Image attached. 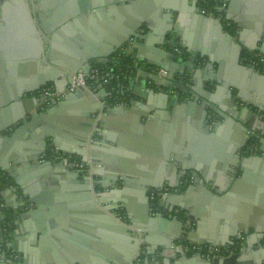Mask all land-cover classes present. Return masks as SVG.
<instances>
[{
    "label": "crops",
    "instance_id": "obj_1",
    "mask_svg": "<svg viewBox=\"0 0 264 264\" xmlns=\"http://www.w3.org/2000/svg\"><path fill=\"white\" fill-rule=\"evenodd\" d=\"M6 1L9 0H0V8ZM30 1L35 10L36 7L39 9V11L36 10V14L41 11L45 12L43 8L46 2L48 11H50L47 16L54 15V0ZM192 1L180 4L181 10L175 15H170L169 20L164 16L163 7L152 9L149 12L150 14L155 13L150 33L152 45L146 49L144 57H148L149 60L156 57L158 53L154 47L155 43L163 40L166 27L171 23L176 31L167 39L165 48L174 53L176 57H182L175 53L172 43H177V48L185 51L183 58L186 60L189 52L208 53L213 59V66L206 72L197 68L198 81H203L206 76L210 75L219 78L223 88L220 101L231 100L241 111L239 113L244 111L239 118L246 122V126L250 124L260 131L257 132L255 129L246 131L236 123L237 121L233 120L221 122L217 130L203 129L204 126L200 124L196 111L190 107L189 96L179 95L175 90L162 88L146 76L137 77L135 80L130 77L126 86L128 90L131 89V92L135 93L132 96L135 100L134 105L122 103L123 106L120 108H113L109 111L104 109L103 120L99 123L100 129L91 137L93 152L89 154V160H92V155H94L95 160L93 159L92 162L96 165L93 180L108 183L115 171L125 169L127 166L131 173L145 180H154L157 183L162 181L164 182L162 188H179L180 191L177 193L185 194L191 182L189 181L186 185L180 184V186L178 183L182 181L181 176L184 169H189L193 165L198 166V174H204L208 178L204 185L210 191L225 193L233 180L230 169H235L237 164L240 165L244 172L246 171V177L240 182L238 195H235L236 199L227 198L224 202L221 200L223 197L221 195L216 196L217 203L213 206L206 205L207 203L200 206L188 204L195 212L193 211L194 214L186 219L184 217L187 211L180 205L175 204V210L172 213L167 206H163L166 216L173 214L184 220L186 233L179 231L180 226L173 218L165 225L158 223L156 227L149 222V219L143 220L144 205L140 202V197L135 195L138 186L130 187V191L135 194L128 199L129 211L125 207H121L120 210L121 212L123 210L127 216L125 221L145 229L146 238L141 261H136V258L133 260L134 263L203 264L204 262L192 259L184 262L183 253L179 252L181 248L178 244L179 240L184 237L193 244H206L210 243L209 240L217 239L218 246H228L222 243L227 241L232 229L235 228L232 223L227 224L220 213L229 211L235 214L236 224H243L248 228L246 239L252 241L248 245L244 240V244L240 247L242 252L235 255L237 258L233 256L235 252L231 251V247H227L228 249L220 255V258L223 262L232 261L220 264H252L253 261L264 260V239L257 240L253 228L256 226L264 229V158L254 155L255 153L248 154L249 152L247 153L243 146L248 142L252 133L264 135V77L252 75L249 72L246 66L249 64L242 55L241 47H244L246 51H255L264 55V25L258 26L253 18L264 14V0H234L233 4L231 0H227L224 21H222L225 24L224 31L211 17L214 16L220 21L216 13L204 14L201 6L195 10L190 5ZM118 5L109 2L98 13L90 10L84 13V16L77 18L76 23L74 17L69 18V21H73L76 30H80L79 25L83 26L84 48L105 51L108 48L105 42L112 37V31L117 27H122L124 17H133L138 10L134 5L128 9L126 6L120 9ZM110 8L113 10L108 13ZM10 12L12 15L9 14L8 18L17 17V10L11 9ZM0 21L2 25L6 24L3 18ZM234 32L237 33L235 39H228L227 33L233 34ZM55 33L56 35L61 34L62 37L70 36L69 41L76 42L75 38H72L74 32L66 35L61 25L52 28L49 36ZM172 37H174L173 42ZM67 41L66 39L55 41L52 38L51 42L55 50L51 47L50 53L55 51L56 56L67 54L66 51L70 50L66 44ZM253 47L255 50H252ZM242 62L246 65H242ZM155 70L161 76L167 75L163 68H155ZM33 74L34 70L28 76ZM19 76L24 77L25 75L18 72L10 75L12 78H19ZM2 77L7 76L2 74ZM104 87L107 93H110L106 84ZM98 91L101 97H107L99 85ZM3 100L6 104L4 89L0 84V101ZM246 108L251 110L248 115ZM254 112L257 113L256 116ZM143 113L147 115L145 118H142ZM27 136L32 138L30 132H23L18 141L24 144ZM48 142L49 147L57 150L51 140ZM190 146L194 148L193 153L188 151ZM36 148V151L39 150V145ZM166 148L175 157L171 160L173 166L171 169L168 168L165 158L160 155ZM40 151H43V146ZM27 153L33 154L30 151ZM258 154L264 156L263 152ZM36 166L38 167L29 166L19 173L25 186L40 202L41 212L33 217L25 216L24 213L34 208L35 203L20 207L19 212L11 211L14 217L13 234L5 241L3 230L1 232L0 229V264L12 261L11 258L15 254L19 255L18 263L21 264L24 262L27 264H92V262L105 264L103 262H105L106 255L113 254L112 248L117 247L114 242L107 241L104 233L100 232L99 236L94 237L91 232V230L105 229L106 223L94 216L99 213L85 203L84 196L81 192H77L73 184L61 182L54 169ZM0 172L3 171L0 169ZM114 187H107L105 190L107 205L121 204V197L113 193ZM98 188V191H104L100 184ZM8 199L14 204H19L18 201H21L14 194H9ZM1 205L5 207L4 199H1ZM177 209L179 214L175 213ZM214 209L217 215H214ZM230 210H236V212ZM150 214L155 215L156 213L151 210ZM170 238H173V242H177L179 246L175 248L173 245H163L164 241ZM11 239L16 242L17 249L7 245ZM105 243L114 247H106ZM5 256L6 258L3 259ZM189 256L194 255L188 254ZM91 257H94L93 261ZM99 258L102 261L98 262Z\"/></svg>",
    "mask_w": 264,
    "mask_h": 264
},
{
    "label": "water",
    "instance_id": "obj_2",
    "mask_svg": "<svg viewBox=\"0 0 264 264\" xmlns=\"http://www.w3.org/2000/svg\"><path fill=\"white\" fill-rule=\"evenodd\" d=\"M233 1L231 0V4H233ZM109 2L119 4L118 8L120 9H123L124 6L128 9L134 5L138 10L133 17H124L122 27H117L112 31V37L105 42L108 45L105 51L101 52L89 47L84 48L83 26L79 25L81 27L79 28L80 30H76L73 26V21H69V18L74 17L76 23L77 18L84 16V13L90 10L98 13ZM186 2H190V0H54V15L50 17L47 16L50 11H48L46 2H44L46 6L43 8L45 12L41 11L37 14L36 10L38 8L36 7L35 10L30 0H9L0 8V19L3 18L6 21L5 25H2L0 21V84L3 86L6 102L5 104L4 100L0 101V169L7 178L4 179L0 176L1 232L4 222L13 216L11 211H14V213L19 212L20 207L35 203L34 208L24 213L25 216L33 217L41 212L40 202L34 198L32 192L25 186L19 173L22 169L24 170L29 166L38 167L36 165L42 168L50 167V169H54L61 182L73 184L77 192H81V195L84 196L85 203L99 213V215L94 216L99 217L106 223L105 229L91 230L94 237L104 233L107 241L114 242L117 247L112 248L113 254L106 255V258H104L105 262H103L105 264H137L133 261L140 254L141 249L137 233L122 218H117L116 216L118 215H114V211H120L121 207H125L129 211L128 199L135 194L130 191L131 186H138V191L135 195L140 197V202L144 205L143 220L149 219V222L156 227L158 223L165 225L173 218L177 225L180 226L178 227L179 231L181 233L187 232L184 228V220L179 219L176 215L166 216L162 212H157L155 215L150 214L149 194L152 190L151 188H162L164 182L160 181V183H157L154 180H145L143 177L131 173V170L126 166L125 169L115 171L110 182L105 183L93 180V177H89L84 171L76 172L66 168L60 162L43 161L41 159L42 154L48 151V141L51 140L52 145L57 150L79 156L83 160H89V154L93 152L91 149V137H93L92 128L95 124L96 116L101 113L102 121L106 109L109 111L113 108H120L123 106L121 105L122 103L134 105L133 101L135 100L132 99V96L135 93L131 92V89L128 90L126 86L130 77L135 80L137 77L146 76L162 88L175 90L179 95L185 94L189 96L191 99L190 107L196 111L200 124L204 126L202 127L203 129L217 130L222 124L221 122L233 120L237 121L236 123L246 129V131H253L254 129L257 132L260 131V129L253 128L250 124L246 126V122L239 118V115H243L244 111L239 113L241 111L236 108L235 103L231 100L220 101V93L223 88L219 78L210 75L206 76L203 81H198L196 69L200 68V70L206 72L213 66V59L208 53L195 54L189 52L186 60L183 57H176L174 53L165 48L167 39L176 31L171 23L166 27V32L162 37L163 40L155 43L154 47L158 53L156 57L152 60L144 57L146 49L152 45L150 33L153 28L155 13L150 14L149 12L152 9L163 7L164 16L169 20L171 19L170 15H175L176 12L181 10L180 4L183 5ZM190 5L195 10L199 8L198 0H193ZM11 9L18 11L16 18H8L9 14L12 15ZM112 10L110 8L108 13ZM211 17L224 31L225 24L222 21H218L216 17ZM253 18L258 26L264 25V14L261 17L254 16ZM57 25H61V28L63 27L66 35H71L74 32L73 36L77 35V37L72 36V38H75L76 42L72 43L69 41L71 40L70 36L62 37L61 34L56 35V33L53 36H49L50 30ZM144 29L145 31L143 32ZM234 33H227L228 39H235L237 33ZM52 38L55 41L68 40L66 44L70 50H65L67 54L56 56L55 51L50 53L49 49L51 47L55 50L51 42ZM173 40L174 37H172V42ZM235 42L237 43V39ZM172 44L177 47V43L174 42ZM241 48L244 57L249 51H246L244 47ZM252 50H255L254 47ZM122 57L126 59L123 67L127 72L121 87L122 94L127 95L125 101L109 105L106 102V97H101L99 91L96 95L82 89L65 92L67 84L72 82L73 75L78 71H85L91 77V71L96 65L120 64L122 63ZM242 65L246 64L242 62ZM246 66L252 75L256 74L264 77V74H261L253 67ZM155 68L165 69L167 75L161 76ZM32 70H34V74L28 76ZM15 72L25 76H19V78L10 77ZM2 74H6L7 77H2ZM103 78L101 77L100 79L103 80ZM49 84L54 85L56 90L61 93L58 98L50 99L48 96L40 94L41 89ZM99 87H101L102 92L107 94L106 96L110 94L107 93L104 82H99ZM246 111L248 115L251 110L246 108ZM69 112L73 113L70 114ZM256 115L257 113L254 112V116ZM146 116L145 113L142 114V118ZM23 132H30L32 135V138L27 136L24 144L18 141L19 136ZM260 134L256 135L258 146L253 152H251V147L248 148L247 142L243 148L247 153L249 152L248 154L255 153L254 155L264 158V156L258 154L264 153V135ZM122 142L125 143L123 140ZM40 144H43V151H40L42 147ZM37 145L40 148L36 151ZM193 149L190 146L188 151L193 153ZM28 151L33 152V154H28ZM160 155L165 158L168 168L171 169L173 167L171 160L175 158L174 155L167 148ZM92 156L95 157L94 155ZM93 157L91 158L92 160L94 159ZM102 159L105 160V158ZM235 167V169H230L233 180L225 193L210 191L204 185L208 178L204 174L200 175L197 173V170H199L198 166L192 165L189 168L191 171L185 168L181 176L182 183L179 181L178 185H186L190 181L191 184L187 191L185 194L172 193L162 201V205L167 206L171 213L175 208V204L180 205L187 211L184 217L186 219L194 214V209L188 204L200 206L207 203L206 205L213 206L214 203H217L216 196L221 195L223 196L221 200L224 202L227 198L229 200L236 199L235 195H238L237 191L240 182L246 177V171L244 172V169L238 164ZM99 184L104 191H98ZM113 186H115L113 193L121 197V204L107 205L108 201L105 197L107 193L105 190L107 187ZM9 194H14L17 198H20L21 201H18L20 203L14 204L9 201ZM1 199L5 200V207L1 205ZM50 209L52 210V207ZM230 211L236 212V210ZM213 212L214 215H217L215 209ZM220 215L226 220L227 224L232 223L235 228L232 229L230 237L226 239L227 241L222 244L228 245L226 247L238 245L231 250L235 252L233 256L236 257L235 255H239L242 252L240 247L244 244V240L248 245L252 241L251 239H246L248 228L243 224H236L235 214L229 211H224ZM253 228L255 236H257L256 239H264V229L256 226H253ZM142 232L144 234L145 229L142 228ZM108 237L113 239L111 240ZM209 241L214 246L219 245L217 239ZM173 243V238H170V240L164 241L163 245L172 246ZM7 245L17 249L16 242L12 239ZM105 245L106 247H114L111 244L105 243ZM179 252L182 253L183 249L180 248ZM183 255L184 262L188 259L204 262L203 264H220L232 261L223 262L220 256L208 260L201 254L189 257L186 253H183ZM5 258L6 256L3 259ZM91 259L93 261L94 257H91ZM100 260L101 258H99L98 262ZM263 261H253L252 264H264ZM6 264H14V262L10 260L6 261ZM23 264L27 263L24 262ZM92 264L97 263L92 262Z\"/></svg>",
    "mask_w": 264,
    "mask_h": 264
},
{
    "label": "built area",
    "instance_id": "obj_3",
    "mask_svg": "<svg viewBox=\"0 0 264 264\" xmlns=\"http://www.w3.org/2000/svg\"><path fill=\"white\" fill-rule=\"evenodd\" d=\"M215 2L218 5L219 12L216 13V16L219 17L220 21H224V11L227 7V0H215ZM202 13L204 14H211L212 12L206 7H200ZM180 52L181 50H177ZM246 62L250 64L255 70L261 71L264 73V58L261 55H254L251 57H248L246 59ZM164 71V70H162ZM91 76L93 77H104L103 81L105 83H109L110 80L116 79L119 81L120 75H115L113 73H109L106 71H99L97 68H93L91 71ZM77 89L87 90L90 93L96 95L98 92V86H96L93 82H89V76L86 74L85 71H78L76 74L73 75V80L71 83H68L65 92H73ZM40 94L48 96L50 99L58 98V96L61 94L59 91L56 90L54 85L49 84L44 86ZM102 114L99 113V115L95 118V124L92 128L93 135L98 133L99 131V123L101 121ZM253 136V133L252 135ZM256 146H253L254 148ZM41 159L43 161H52V162H60L62 165H64L66 168L71 169L73 171H84L86 175L89 177H93L94 170H93V163L91 160H83L79 156H74L71 154L64 153L59 150H54L52 153L48 154L47 152L42 154ZM179 188H170V187H164L161 189H154L149 194L150 199V205L151 210L153 213H157L159 211H163V205L162 201L166 199L169 195L172 193L179 192ZM175 210V209H174ZM173 210V211H174ZM179 210L177 209L175 211L176 214H178ZM12 230V223L8 222L7 220L4 222L3 226V232L4 237L10 233ZM189 244H192V246H189ZM179 244L181 247H183L185 253L188 254V252H192V255L201 254L204 258L208 260H212L213 258L222 255L224 253V250L220 246H214L210 243L206 244H193L190 241H188L186 238H181L179 240ZM140 254H138L139 256ZM17 257V256H16Z\"/></svg>",
    "mask_w": 264,
    "mask_h": 264
},
{
    "label": "trees",
    "instance_id": "obj_4",
    "mask_svg": "<svg viewBox=\"0 0 264 264\" xmlns=\"http://www.w3.org/2000/svg\"><path fill=\"white\" fill-rule=\"evenodd\" d=\"M199 5L202 6V7H207L211 12L213 13H218L219 12V7L217 5V3L215 2V0H199ZM121 62L120 64H115V63H112L108 66H104V65H101V64H98L95 66V68H97L99 71H106V72H110V73H113L115 75H120V79L119 81L116 80V79H112L109 81V83H104L106 84L107 88H108V91L110 92V94L106 97V102L109 104V105H114L118 102H123L126 100V96L127 95H123L122 94V84H123V80H124V77L127 75V72L126 70L124 69L123 67V64L126 62V59L124 57L121 58ZM98 77H89V82H93L96 86L99 85V82H104L103 80L100 79ZM121 84V85H119ZM247 145H248V148H250L252 145L254 146H258V139L256 138V136H253L252 138H250L247 142ZM54 151L53 147H48V151L47 153L50 154ZM75 156V155H74ZM0 176L4 179H7L5 174L3 172H0ZM8 222H11L12 223V227H13V216L9 217L7 219ZM188 243V242H186ZM189 246H192V244H189ZM238 245H235L233 247H231V250L234 249L235 247H237ZM222 249L224 250H227L228 248H225V247H222ZM192 252H188V254H191Z\"/></svg>",
    "mask_w": 264,
    "mask_h": 264
},
{
    "label": "rangeland",
    "instance_id": "obj_5",
    "mask_svg": "<svg viewBox=\"0 0 264 264\" xmlns=\"http://www.w3.org/2000/svg\"><path fill=\"white\" fill-rule=\"evenodd\" d=\"M91 161H93V160H91ZM93 163V162H92ZM93 172H95V170H96V165L93 163ZM93 176H94V174H93ZM94 178V177H93ZM115 210V209H114ZM121 211V210H120ZM120 211H114L115 212V216L116 215H118V216H116L117 218L119 217V218H122L124 221L125 220H127V218H125V217H127L126 215H125V213L123 212V210H122V212H120ZM159 212H162L163 214H166V212H164V211H159ZM119 213H120V215H119ZM126 222V224L128 225V226H130L131 228H132V230L133 231H135L136 233H137V238L139 239V241H140V244H141V249H140V255L139 256H137V259H136V261H139L140 260V258H141V254H142V248H143V245H145L144 243H145V238H146V236H145V233L143 234V232H142V227H139V226H135V225H133V224H131V223H129V222H127V221H125ZM179 244V243H178ZM177 244V242L176 243H173V246L176 248V246L178 245ZM179 246V245H178ZM181 246V245H180ZM182 249H183V247H181ZM182 253H185V251H184V249H183V252ZM190 255H192V254H190ZM141 261V260H140ZM141 264V263H140Z\"/></svg>",
    "mask_w": 264,
    "mask_h": 264
},
{
    "label": "flooded vegetation",
    "instance_id": "obj_6",
    "mask_svg": "<svg viewBox=\"0 0 264 264\" xmlns=\"http://www.w3.org/2000/svg\"><path fill=\"white\" fill-rule=\"evenodd\" d=\"M200 5H199V0H198V7H199ZM145 31V29L143 30V32ZM181 50L180 52H178L177 50ZM175 53H177L178 55H181L182 57H183V55H185V51L183 50V49H181V48H177V47H175ZM254 55H261L263 58H264V55L263 54H261V53H259V52H255V51H250L246 56H245V61H246V59H248V57H251V56H254ZM249 66H251L250 64H249ZM252 67V66H251ZM260 73L261 74H264V73H262L261 71H260ZM253 136H256L254 133H253ZM253 136H251V138L253 137ZM253 146V145H252ZM252 146H251V150H254L256 147H254V148H252ZM179 214V213H178ZM13 223H14V221H13ZM4 226V225H3ZM13 231H14V228L12 227V230L10 231V233L8 234V235H6L5 237H4V239L3 240H7V238L9 237V236H11L12 234H13ZM2 234H3V236H4V232H2ZM4 241V242H5ZM225 248H227V247H225ZM225 252H226V250H225ZM224 252V253H225ZM17 256V257H16ZM19 255H14L11 259H13L12 261L14 262V263H18L19 262ZM15 259V260H14Z\"/></svg>",
    "mask_w": 264,
    "mask_h": 264
}]
</instances>
